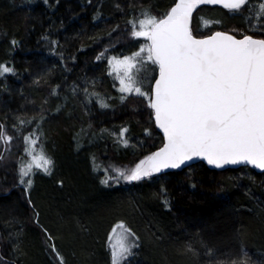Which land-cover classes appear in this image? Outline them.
I'll use <instances>...</instances> for the list:
<instances>
[{"label":"trees","instance_id":"1","mask_svg":"<svg viewBox=\"0 0 264 264\" xmlns=\"http://www.w3.org/2000/svg\"><path fill=\"white\" fill-rule=\"evenodd\" d=\"M173 3L0 0V63L15 69L0 77V123L13 137L10 152L0 141V254L6 260L59 264L49 247L54 244L66 264H111L108 233L123 221L139 240L122 264H232L236 253H241L240 264H264V172L248 167L218 171L198 162L139 182L111 187L100 182L106 168L128 170L163 142L145 97L125 94L121 102L107 57L133 53L145 41L131 37L128 24L140 18L142 9L162 15ZM258 3L250 0L236 14L202 6L192 26L198 37L233 29L237 37H261L264 22H258V7L253 8ZM101 53L105 57L97 60ZM99 100L109 106L101 107ZM41 112L46 119L33 138L38 139L36 151L43 146L53 161V172L40 178L34 169V185L25 191L19 183V166L29 161L23 136L37 125L17 131L18 118L39 120ZM121 128L128 129L127 146ZM42 199L50 209L47 216ZM17 244L21 252L14 253Z\"/></svg>","mask_w":264,"mask_h":264},{"label":"snow or ice","instance_id":"2","mask_svg":"<svg viewBox=\"0 0 264 264\" xmlns=\"http://www.w3.org/2000/svg\"><path fill=\"white\" fill-rule=\"evenodd\" d=\"M249 3L250 0H174L162 15H153L150 9H142L138 20L134 16L128 21L130 36L144 38L146 45L131 56L107 57L109 74L115 73L119 79L122 103L127 99L125 94L135 93L147 99L151 117L163 132V146L128 170L106 168L101 184L111 187L121 181L139 182L166 169L190 167L187 162L194 158H202L216 168L251 165L264 172V35L256 38L243 34L237 38L234 33L238 30L233 29L232 32L214 31L198 37L192 26L194 13L202 5H220L236 14L243 12ZM256 15L258 22H264V0H259ZM44 39L48 40V37ZM11 43L15 46L18 42L13 40ZM50 44L57 46L58 41L51 40ZM105 55L101 53L97 60ZM147 62L158 68V75L152 77L154 84L145 91L133 70ZM14 73V67L0 63V77ZM83 91L89 95L87 88ZM73 92H76V86ZM98 102L101 107L109 106L103 100ZM45 119L41 112L39 120L35 116L28 120L18 118L20 127L17 129L13 125L17 131L33 123L37 125L35 131L23 136L24 152L31 158L19 166V183L25 185V191L33 184L30 176L34 169L50 173L53 163L43 149L37 153L38 139L33 138ZM127 131V128H121L119 132L126 146L129 143L125 138ZM12 140L6 125L0 123V141H3L5 151H11ZM3 158L0 154V159ZM161 192L166 193V189L162 187ZM164 203L167 206L168 201L165 199ZM44 231L51 240L48 230ZM112 233L118 235L110 246L111 264H122L133 254L139 237L123 221L113 227ZM19 235L16 233L17 240ZM112 239L110 234L109 240ZM49 247L59 264H66L55 245L49 244ZM206 250L209 256L214 255L210 246ZM13 251L21 252L18 244ZM240 254H234L236 259L232 264H240ZM243 254L247 256V253ZM0 264H19V261H8L0 254Z\"/></svg>","mask_w":264,"mask_h":264},{"label":"rangeland","instance_id":"3","mask_svg":"<svg viewBox=\"0 0 264 264\" xmlns=\"http://www.w3.org/2000/svg\"><path fill=\"white\" fill-rule=\"evenodd\" d=\"M254 7H258V6H253V8ZM257 10V9H256ZM153 15H155V14H153ZM157 15V14H156ZM142 39H144V38H142ZM145 40V39H144ZM142 45H146V41H144L141 45H140V47L142 46ZM140 47H139V49H140ZM138 49V50H139ZM137 50V51H138ZM137 51H135V52H137ZM134 53V52H133ZM132 55V53H130V54H127V55H123V56H131ZM117 57H120V56H117ZM108 66H109V64H108ZM110 69V68H109ZM134 71V75H135V78L139 81V83L140 84H142L143 85V89L145 90V91H147L150 87H151V84H152V81H153V79H152V77L154 76V74L157 72L156 71V66L155 65H152L150 62H147V63H145L142 67L141 66H137V68L136 69H134L133 70ZM110 72V71H109ZM157 74V73H156ZM112 75H113V77H114V79H115V81L117 82V86H118V88H120V83H119V79L117 78V76H116V74L115 73H112ZM132 94H134V95H136L135 93H132ZM38 149H37V153H39L40 152V150L41 149H43V146H40V147H37ZM30 157H29V161H30ZM28 161V162H29ZM38 172H39V175H38V177L40 176V178H49L50 177V175H52V172L53 171H51L50 170V173H45V172H43L42 170H38ZM30 178L33 180V184L32 185H34V179H33V174H31V176H30ZM40 205H41V207L44 209V215L45 216H47L48 214H50V209H49V206H48V204H47V202H45V201H43V199L40 201ZM49 210V211H48ZM120 221H118V222H116L113 226H112V228L110 229V232L108 233V243H109V246H111V244L112 243H115L116 242V237H117V235H118V233H112V229H113V227L115 226V225H117L118 223H119ZM49 224L51 225V227L53 228H55V233L57 234V235H60V233H61V230H60V228H57V227H55L57 224L55 223V221H50L49 222ZM127 226V225H126ZM118 232H119V230H118ZM110 234H112V236H113V239L110 241L109 240V235ZM110 251H111V248H110ZM133 251V250H132Z\"/></svg>","mask_w":264,"mask_h":264},{"label":"water","instance_id":"4","mask_svg":"<svg viewBox=\"0 0 264 264\" xmlns=\"http://www.w3.org/2000/svg\"><path fill=\"white\" fill-rule=\"evenodd\" d=\"M172 5H173V4H172ZM172 5H171V6H172ZM202 6H213V5H202ZM202 6H200V7H202ZM214 6L222 7V6H220V5H214ZM222 8H223V7H222ZM216 31H220V30H216ZM213 32H214V31H213ZM210 34H211V33H210ZM241 37H242V36H241ZM241 37H237V38H241ZM256 38H259V37H256ZM156 75H158V72H157ZM152 84H154V80L152 81ZM152 84H151V85H152ZM152 120H153L154 125H155L154 118H152ZM155 128H156L157 132L161 135L162 140H163V132H162V130H160L158 127H156V125H155ZM162 146H163V142H162V144H161L157 149H155L153 152L157 151V150H158L160 147H162ZM198 162H202V163L205 164L209 169H212V170H218V171H221V170H226V169H235V168H239V167H248V168L252 169V170H253L254 172H256V173H262L261 170H259V169H255V168L252 167L251 165H225V166L222 167V168H216V167H214V166H212V165H208L207 162H206L205 160H203L202 158H194L192 161H189V162H187V163H188V165H192V164H194V163H198ZM186 167H188V166H182L181 169H166V170H164L163 173H159V174H164V173H167V172H170V171H173V170H182V169H184V168H186Z\"/></svg>","mask_w":264,"mask_h":264},{"label":"flooded vegetation","instance_id":"5","mask_svg":"<svg viewBox=\"0 0 264 264\" xmlns=\"http://www.w3.org/2000/svg\"><path fill=\"white\" fill-rule=\"evenodd\" d=\"M254 37H256V36H254Z\"/></svg>","mask_w":264,"mask_h":264}]
</instances>
